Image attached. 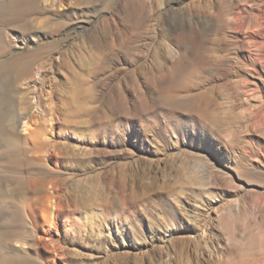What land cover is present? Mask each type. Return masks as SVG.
I'll list each match as a JSON object with an SVG mask.
<instances>
[{"label": "rangeland", "instance_id": "1", "mask_svg": "<svg viewBox=\"0 0 264 264\" xmlns=\"http://www.w3.org/2000/svg\"><path fill=\"white\" fill-rule=\"evenodd\" d=\"M17 1L36 4L13 19L0 0V62L44 49L46 83L23 82L41 104L17 125L22 147L40 144L0 161L7 186L30 190V247L15 250L40 264H264V0Z\"/></svg>", "mask_w": 264, "mask_h": 264}, {"label": "bare ground", "instance_id": "2", "mask_svg": "<svg viewBox=\"0 0 264 264\" xmlns=\"http://www.w3.org/2000/svg\"><path fill=\"white\" fill-rule=\"evenodd\" d=\"M22 3L23 1H17V0L16 1L14 0V2H11V5L8 7L9 16H12V15L16 16L17 14L22 15L27 11L29 13L30 12L29 9H31L34 6L35 2L33 3L31 1L27 4H22ZM4 12L5 11H1L0 16H2ZM25 15H22V18H24L23 16ZM2 17H4V15ZM10 18H13V16ZM4 19H6V17ZM4 19L2 18L4 23H2L1 21L3 25L5 24ZM13 19H15V17ZM7 21L9 22V20ZM0 33H1V30H0ZM7 52H8V48L0 44V57H7L6 56ZM45 53L46 52L44 49L28 50L27 52L14 55L0 62V83H2V86H0V146L5 144L6 146L12 147V149L9 148L10 150L8 151H4V152L0 151L1 152L0 161H3L5 165L7 162H10V160L11 161L14 160V162L19 163L18 159L20 158V156H22L23 152L25 151L31 152L32 149L37 148V146L40 144V143L38 144V142H41L39 140H36L35 142H37V144L36 146H34V148L33 147L32 148L22 147L21 146L22 142L24 143L28 142L29 139L23 138V136L17 132V125L23 119H26L28 115L30 116L32 108L34 107L37 108L39 104H41V96H38L39 93L42 92L41 88H38V90H33L32 86L30 85H27V87L25 88H23L22 86L25 80H29V83H30L32 79H34V81L37 82L36 85L44 86V84L46 83V80L40 77H37L36 71H38V69L39 70L43 69V66L40 64V61L43 59ZM20 91H24L25 93L23 95H19L18 93ZM31 95H35L34 98H31L30 97ZM47 99L52 100V93L48 94ZM48 106L50 107L49 111L50 112L53 111L52 106L51 105H48ZM17 111H19V113L16 116V118L13 119V122L12 121H11L12 123L8 122L9 121L8 119L10 116L9 114L12 112L16 113ZM50 116L51 117L48 121H49V124L51 123L50 125L51 127V126H54L52 124L55 121V118L53 114H50ZM25 127H26V132H27L26 134H28L29 128L27 127V122H25ZM6 167L8 168V165ZM0 177L2 178V176ZM4 179L3 180L0 179V264H40L37 260L33 259L30 256H27L29 255L27 252H26L27 254L24 255L25 253L22 254L23 251L22 253H20L21 252L19 251L20 249L17 248L18 250H15L16 249L15 247H17L18 245L21 247V249H24L26 245H29L25 242L26 240L23 241V239H20L19 235L22 233V231L25 228L23 219H24V216L27 215V209L25 205H22V202L25 198V195H28L30 190L29 188H27L26 185L24 186L23 184H20V185L18 184L16 187L11 188L7 186L6 184L9 179L7 180V178L5 177ZM54 186L55 185H53V188ZM35 187L37 189L44 188L45 180L43 178L36 180ZM41 192H43V190L35 191V193H41ZM13 194H16L15 196L16 198H14V201H16L17 204L15 208H13L14 210L11 209L13 212L9 213L8 211L9 205H7L8 199H10V195H13ZM46 214L48 217H50L49 219L52 220L51 226H54L55 217H54L53 210L51 208L47 209ZM55 216L57 217V215ZM4 222H7V223L5 224ZM34 229H35V226H33V230ZM49 234H50V230H47V235ZM14 241L15 243L13 244ZM51 243L53 242L51 241ZM13 249L15 251H13ZM59 257L60 256H58V259ZM52 264H57V260L55 261V263H52Z\"/></svg>", "mask_w": 264, "mask_h": 264}]
</instances>
